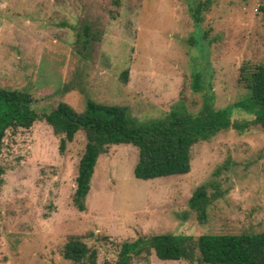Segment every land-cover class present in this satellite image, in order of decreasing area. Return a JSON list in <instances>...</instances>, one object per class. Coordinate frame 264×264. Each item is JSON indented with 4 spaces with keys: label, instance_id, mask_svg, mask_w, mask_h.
<instances>
[{
    "label": "rangeland",
    "instance_id": "obj_1",
    "mask_svg": "<svg viewBox=\"0 0 264 264\" xmlns=\"http://www.w3.org/2000/svg\"><path fill=\"white\" fill-rule=\"evenodd\" d=\"M204 1L196 25L190 7ZM84 26L99 38L86 58L73 52L76 32L85 39ZM261 62L264 0H0V88L35 97L31 109L39 115L59 102L81 113L87 99L123 106L139 122L163 118L180 101L195 113L202 100L191 89L197 72L214 107L223 109L245 98L240 67ZM251 119L232 110L233 123ZM59 139L44 121L6 132L0 264H73L62 256L70 237L96 251L95 264H114L120 245L137 238L264 231L259 126L220 131L192 146L189 173L151 180L133 174L136 147L109 146L97 159L82 212L71 198L84 133L77 132L63 153ZM212 181L224 195L199 224L188 199ZM132 264L189 263L161 261L152 252Z\"/></svg>",
    "mask_w": 264,
    "mask_h": 264
},
{
    "label": "trees",
    "instance_id": "obj_2",
    "mask_svg": "<svg viewBox=\"0 0 264 264\" xmlns=\"http://www.w3.org/2000/svg\"><path fill=\"white\" fill-rule=\"evenodd\" d=\"M208 1L190 7V15L197 25ZM82 34L76 32L73 52L88 57L98 35H91L89 27ZM127 71L121 79L125 81ZM238 83L245 90V98L231 107L217 109L210 93L203 91L204 80L200 73L192 76L191 89L202 95L201 106L188 112L180 101L161 119L139 122L129 116L119 105H106L87 99L84 110L76 112L68 104L59 102L56 107L41 115L31 109L35 97L19 90L0 88V148L6 132L29 129L34 122L44 121L60 137L59 152L82 131L85 146L79 159L75 176V190L71 202L78 211H85L84 200L99 156L112 145L131 144L137 148L138 158L133 168L135 178H155L184 175L190 171L191 148L200 141H207L220 131L235 128L245 130L256 125L264 133V62L244 64L240 67ZM238 108L250 115V121L233 123L232 110ZM3 167L0 165V187ZM211 187L213 192L209 193ZM222 191L215 181L198 186L188 199V211L199 224L206 223L210 206L222 198ZM184 213V216L188 214ZM161 261H185L189 264H264V231L241 234H202L197 238L185 234H158L122 243L114 264H132L134 257L150 255ZM62 256L73 264H95L96 251L87 247L78 237H70L64 244Z\"/></svg>",
    "mask_w": 264,
    "mask_h": 264
}]
</instances>
